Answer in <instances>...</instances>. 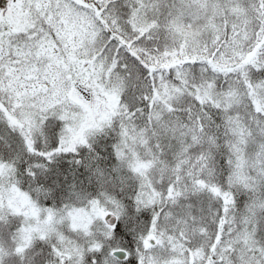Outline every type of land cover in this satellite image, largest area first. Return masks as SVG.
Segmentation results:
<instances>
[{
	"label": "snow or ice",
	"instance_id": "snow-or-ice-1",
	"mask_svg": "<svg viewBox=\"0 0 264 264\" xmlns=\"http://www.w3.org/2000/svg\"><path fill=\"white\" fill-rule=\"evenodd\" d=\"M0 264H264V0H3Z\"/></svg>",
	"mask_w": 264,
	"mask_h": 264
},
{
	"label": "rangeland",
	"instance_id": "rangeland-1",
	"mask_svg": "<svg viewBox=\"0 0 264 264\" xmlns=\"http://www.w3.org/2000/svg\"><path fill=\"white\" fill-rule=\"evenodd\" d=\"M1 2V1H0Z\"/></svg>",
	"mask_w": 264,
	"mask_h": 264
}]
</instances>
